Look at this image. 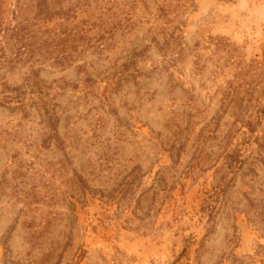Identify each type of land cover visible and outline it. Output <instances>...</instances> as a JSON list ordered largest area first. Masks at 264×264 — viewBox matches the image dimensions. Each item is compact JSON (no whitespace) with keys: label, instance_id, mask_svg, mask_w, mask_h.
Wrapping results in <instances>:
<instances>
[{"label":"rangeland","instance_id":"rangeland-1","mask_svg":"<svg viewBox=\"0 0 264 264\" xmlns=\"http://www.w3.org/2000/svg\"><path fill=\"white\" fill-rule=\"evenodd\" d=\"M0 264H264V0H0Z\"/></svg>","mask_w":264,"mask_h":264},{"label":"trees","instance_id":"trees-1","mask_svg":"<svg viewBox=\"0 0 264 264\" xmlns=\"http://www.w3.org/2000/svg\"><path fill=\"white\" fill-rule=\"evenodd\" d=\"M6 98H8V97H6Z\"/></svg>","mask_w":264,"mask_h":264}]
</instances>
